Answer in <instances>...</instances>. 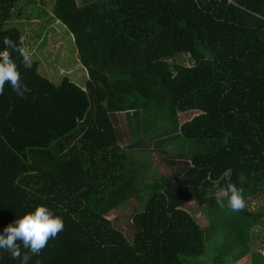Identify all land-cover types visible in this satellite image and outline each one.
Returning <instances> with one entry per match:
<instances>
[{
	"label": "trees",
	"instance_id": "obj_1",
	"mask_svg": "<svg viewBox=\"0 0 264 264\" xmlns=\"http://www.w3.org/2000/svg\"><path fill=\"white\" fill-rule=\"evenodd\" d=\"M21 1L0 0V49L5 36L34 39L8 22ZM40 1L86 75L79 85L61 72L45 38L29 69L12 52L31 91L21 99L6 84L0 95V232L42 204L64 228L28 264H190L217 236L232 261L243 256L261 213L221 208L208 191L229 168L233 182L247 177L245 200L264 187V0ZM181 53L193 64L169 62ZM118 112L136 127L125 146ZM147 138L185 157L169 176L134 157ZM132 197L140 207L124 233L106 215ZM192 201L208 226L184 208ZM0 264L21 262L0 249Z\"/></svg>",
	"mask_w": 264,
	"mask_h": 264
},
{
	"label": "rangeland",
	"instance_id": "obj_2",
	"mask_svg": "<svg viewBox=\"0 0 264 264\" xmlns=\"http://www.w3.org/2000/svg\"><path fill=\"white\" fill-rule=\"evenodd\" d=\"M21 3L22 6L20 10L15 9L12 11L13 17L10 21H8L9 24L15 25L22 29L25 27L27 35L34 38L29 40L27 38L29 49L31 50L33 48L36 49L43 38H45V40L39 45L40 50L51 54L52 57L49 59H54L59 70L61 69V72L69 74L72 80L79 82V85H83L84 82L82 77L85 78L86 72L84 67L77 60V52L72 44L71 35L57 21L52 22V18L49 15V12L46 10L47 5H43L40 0H23ZM18 11H21V17L18 16ZM169 62L182 64L185 66H190L193 64V60L188 53L177 54L175 57L170 58ZM60 75L63 76L62 74ZM183 116L184 115H182L181 120L184 119ZM129 117L123 112L115 113L112 117L118 137V142L124 146L133 140L132 128H134V130L136 129L135 123L132 122ZM145 140L147 141L149 149H145L144 152H140L139 154L134 153V157H138L144 162L151 161L152 167L156 170L157 175L169 176L173 170L179 167V162L185 159V157L173 156L172 152L162 151L161 147H159L153 141L148 140V138ZM172 146L173 145H168V147ZM139 147L141 146L138 145L136 150H143ZM145 154H148V156ZM170 158H173L174 162H169ZM147 168L148 167H146V169ZM153 174L154 170H152L151 176H153ZM144 175L147 177L149 176L146 172ZM139 207L138 199L132 197L131 200L127 202L126 208L122 207L124 210H112L111 212L107 213L106 217L112 218L111 222L116 228H119L124 233H130L132 230V226L130 225L129 221L130 216L132 212L137 210ZM184 208L189 210L195 216L201 226H208V221L205 220V218L200 214L201 208L196 204L195 201L185 204ZM246 208L251 212H260L262 223L254 225L251 228L249 250H246L243 256L232 261L233 254H235L236 251L231 249L226 255L227 245L221 244V242L218 241L220 237L217 236L216 241L209 243L208 254L196 256L194 258H186L188 259L187 263L205 264L209 263L211 257V259L216 260L217 263L219 261L218 264H253V259L255 258L252 255L259 252L261 259H258V263L260 260H262V264H264V187L257 195L254 197H248L246 199ZM219 250L223 251L225 253L224 255L226 256L219 257Z\"/></svg>",
	"mask_w": 264,
	"mask_h": 264
},
{
	"label": "clouds",
	"instance_id": "obj_3",
	"mask_svg": "<svg viewBox=\"0 0 264 264\" xmlns=\"http://www.w3.org/2000/svg\"><path fill=\"white\" fill-rule=\"evenodd\" d=\"M2 42L4 47L0 49V95H3L5 85L9 84L18 97L26 99L31 89L22 81L12 52L21 57V63L26 69L31 68L33 64L32 52L24 46L22 38L19 44L7 36ZM220 179L225 182L223 185ZM220 179L213 182L208 195L214 194L216 203L221 208L225 207L226 201L230 211H244L246 200L242 186L247 177L241 172L237 175L236 182H233L232 169L229 168L222 173ZM63 228L62 217L55 215L46 205L39 204L34 210L25 212L3 228L0 232V249L10 253L12 259H19L21 264H28L32 255H39L47 247L48 241L54 239ZM22 248L27 251L22 253ZM36 264H40V261L37 260Z\"/></svg>",
	"mask_w": 264,
	"mask_h": 264
}]
</instances>
